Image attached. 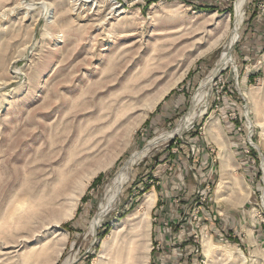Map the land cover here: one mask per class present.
Masks as SVG:
<instances>
[{"label":"rangeland","instance_id":"1","mask_svg":"<svg viewBox=\"0 0 264 264\" xmlns=\"http://www.w3.org/2000/svg\"><path fill=\"white\" fill-rule=\"evenodd\" d=\"M235 4L0 0V264H264V0H246L238 26ZM233 34L206 109L150 145L188 115ZM183 167L192 189L170 203Z\"/></svg>","mask_w":264,"mask_h":264},{"label":"bare ground","instance_id":"2","mask_svg":"<svg viewBox=\"0 0 264 264\" xmlns=\"http://www.w3.org/2000/svg\"><path fill=\"white\" fill-rule=\"evenodd\" d=\"M246 0H236V13H237V26L240 25L241 21H242V9L244 6ZM114 8L116 9L117 7L114 6ZM123 12V11H122ZM236 36L233 34L230 43L227 45L226 49L223 51L220 62H219V66L218 69H216L215 73L213 72L211 75L207 76L201 83L199 89L196 91L194 98H193V103L191 106V110L188 113V115H186L185 117H183V119L178 123V125L173 128L170 131H166L163 133H160L158 135H156L151 141H150V145H152L155 142H158L160 140H162L163 138H167V137H174L177 134H182L184 131H186L190 125L192 124V122L195 120V118L198 116L200 109L202 108L201 112L204 111L203 108L206 109V105L208 103V98H209V94H210V89H211V85L213 82V78L215 76V74L217 72H219L221 70V68H223L225 65H227L229 62H232L233 58L232 55L230 53L233 42L235 41ZM215 43L211 42L210 44H208L207 49L211 48ZM203 54V53H199ZM198 55V56H199ZM196 56V55H195ZM197 57V56H196ZM194 59V58H193ZM184 73V72H183ZM182 79V74L179 76V78L177 80H172L173 83L169 82L166 87H162L164 88L163 90H159L160 92L157 94V96H154V99H152L149 107L153 108L155 107V105L162 99V97L164 95H166L169 90L171 88H173L180 80ZM73 99V98H72ZM74 100V99H73ZM151 100V99H150ZM75 102V101H74ZM150 102V101H149ZM200 112V113H201ZM215 126V123L213 124ZM55 132V131H54ZM224 148V144L222 145V152H221V168H222V185L224 183H227V172H229L230 169H228V164H230L229 162V157H228V150H223ZM137 153L134 154V156H136ZM132 160H134V157L132 158ZM131 160V161H132ZM127 166H125L122 170L119 171V173L117 174V176L114 179V185L113 187L110 189L109 193L106 195V197L104 198L103 202L101 203L100 207H99V212L96 215L93 223H92V228L95 229L97 226L100 225V223L102 222L103 218L105 217V215L113 208L114 204H116V202L118 201L119 198V194L121 191V187L124 184V182L126 181L127 177V173H126V169ZM129 179V178H128ZM127 179V180H128ZM224 185L218 188V197L219 198H224V192L223 189ZM156 192L153 190L151 192H149L146 196V200L145 203L148 207H151L155 202H156ZM72 209V207H71ZM70 209V211H71ZM69 211V212H70ZM148 212H145V215ZM147 217V216H145ZM144 222V221H143ZM211 249V240L210 238H206L205 239V251L207 254H209V251ZM118 257V255H117ZM141 257V256H140ZM144 261V260H143ZM136 263V262H135Z\"/></svg>","mask_w":264,"mask_h":264},{"label":"crops","instance_id":"3","mask_svg":"<svg viewBox=\"0 0 264 264\" xmlns=\"http://www.w3.org/2000/svg\"><path fill=\"white\" fill-rule=\"evenodd\" d=\"M264 19V18H263ZM264 23V22H263ZM258 26V25H257ZM262 27H264V26H262ZM189 155H192V157L194 156H196V157H198L197 155H195V152H194V150L192 149L191 151H190V153H189ZM194 158V159H198V158ZM193 161H195V160H193ZM191 163V162H190ZM191 165V164H190ZM181 169V168H180ZM190 169H191V166H190ZM180 172H183V175H182V177L184 178V179H182V180H180V181H178V183H177V185L176 186H172L170 183H171V181L170 180H168L167 179V181L169 182V183H167V185H166V193H167V195H168V202H170L171 203V193L173 194V193H180V194H182V193H184L185 191H186V189L188 190V191H190L191 189L188 187L189 186V183L187 182V179L184 177V176H186V173L188 172L189 173V168H187L186 169V167H183L182 169H181V171ZM167 176H169V175H167ZM157 184L159 183L158 181L156 182ZM154 186V185H153ZM160 195H162V194H160ZM157 200V199H156ZM174 201V200H173ZM156 203V202H155Z\"/></svg>","mask_w":264,"mask_h":264},{"label":"trees","instance_id":"4","mask_svg":"<svg viewBox=\"0 0 264 264\" xmlns=\"http://www.w3.org/2000/svg\"><path fill=\"white\" fill-rule=\"evenodd\" d=\"M174 93H175V90L171 92V94L168 96V98H169L171 95H173ZM176 106L178 107V104H177V103L175 104V107H176ZM160 107H161V105L158 107V109H160ZM177 107H176V108H177ZM177 112H179L178 108H177ZM149 121H150V119H149L147 122L149 123ZM176 140H178V138H176L174 141L171 142V144H170L171 148H172L173 143L176 142Z\"/></svg>","mask_w":264,"mask_h":264},{"label":"water","instance_id":"5","mask_svg":"<svg viewBox=\"0 0 264 264\" xmlns=\"http://www.w3.org/2000/svg\"><path fill=\"white\" fill-rule=\"evenodd\" d=\"M238 34V33H237ZM238 37H239V34H238Z\"/></svg>","mask_w":264,"mask_h":264}]
</instances>
